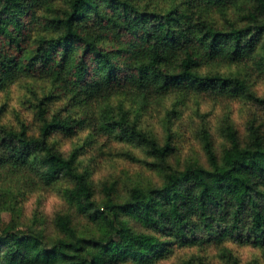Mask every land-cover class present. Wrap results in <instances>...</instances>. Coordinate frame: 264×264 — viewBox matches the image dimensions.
<instances>
[{
    "label": "trees",
    "instance_id": "16d2710c",
    "mask_svg": "<svg viewBox=\"0 0 264 264\" xmlns=\"http://www.w3.org/2000/svg\"><path fill=\"white\" fill-rule=\"evenodd\" d=\"M255 75H264V0H0V208L12 216L0 222V264H157L176 248L225 242L264 255V120H246L244 135L225 121L221 150L203 127L205 161H172L177 107L203 95L264 109ZM35 79L45 86L27 87L12 121L11 85ZM129 92L175 95L164 139L142 108L115 99ZM99 136L142 147L158 180L126 192L105 182L99 199L93 157L84 159ZM62 137L73 139L68 151ZM40 190L69 205L52 230L38 213L23 216Z\"/></svg>",
    "mask_w": 264,
    "mask_h": 264
},
{
    "label": "rangeland",
    "instance_id": "374dc122",
    "mask_svg": "<svg viewBox=\"0 0 264 264\" xmlns=\"http://www.w3.org/2000/svg\"><path fill=\"white\" fill-rule=\"evenodd\" d=\"M227 67H223L226 69ZM255 88L264 92V75H255ZM29 81V82H28ZM46 84L45 80H20L11 85L9 98L11 99L8 112L12 114L16 108L24 109L19 103L27 87L42 89ZM1 100L7 99L5 93L0 94ZM122 100L127 108H142V119L144 125L157 132L160 138L165 137V117L167 110L174 106L177 101L175 95H170L162 99L146 98L143 100L139 95L129 92L115 98ZM177 123L175 128L178 131L177 150L172 157V161L184 162L191 157H199L205 161L204 151L199 139V132L203 127H207L213 132L217 147L221 150L224 139L219 132V128L226 121L236 125L241 135L245 134V122L248 119L259 117L264 120V109H259L252 104L243 103L237 100L216 98L209 96H190L185 102L177 107ZM83 136V135H82ZM77 140V139H75ZM73 139L60 138L62 150L68 151L72 148ZM95 148H89V152L84 157L85 164L90 161L91 168L95 170L93 175L94 184L97 188V195L100 199L104 195L102 185L105 182L116 181L117 187L123 192L139 182L141 179L153 177L158 180L156 174L148 167L147 162L152 160L145 150L132 143L113 142L104 136H99ZM131 153L137 160L126 155ZM2 201V199H1ZM20 206V205H19ZM69 209V205L60 194L54 190L36 191L29 195L23 202V216L33 218L36 213L45 218V224L51 230L54 228L53 218L58 212ZM11 213L0 208V222H8ZM225 246L232 253L239 257L240 264H264V255L261 249L252 245H237L232 242H225L224 245L212 244L206 248L200 246L176 248L170 258L157 264H183L191 261V264H227L228 255L222 253ZM206 262V263H205Z\"/></svg>",
    "mask_w": 264,
    "mask_h": 264
}]
</instances>
